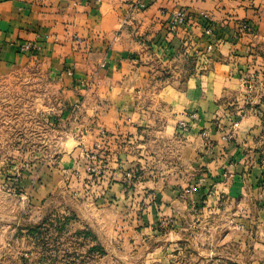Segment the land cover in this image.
<instances>
[{"label": "crops", "instance_id": "obj_1", "mask_svg": "<svg viewBox=\"0 0 264 264\" xmlns=\"http://www.w3.org/2000/svg\"><path fill=\"white\" fill-rule=\"evenodd\" d=\"M137 4L0 0V71L37 65L55 86L51 143L61 167L49 171L48 189L72 185L81 164L100 170L69 223L93 231L108 264L169 262L222 214L224 232L213 230L198 253L215 264L220 247H235L223 250L226 261L264 264V104L243 83L264 73V0ZM180 7L207 13L212 32L193 23L168 33ZM23 42L37 47L21 51ZM128 173L137 174L131 183ZM81 175L85 191V167Z\"/></svg>", "mask_w": 264, "mask_h": 264}, {"label": "rangeland", "instance_id": "obj_2", "mask_svg": "<svg viewBox=\"0 0 264 264\" xmlns=\"http://www.w3.org/2000/svg\"><path fill=\"white\" fill-rule=\"evenodd\" d=\"M39 71L37 65L0 71V264H108L98 259L105 250L94 243L93 231L69 223L80 217L75 206L100 180L91 175L94 165H79L72 185L68 182L66 188L48 189L49 171L61 167L56 158L60 144L51 143L55 128L49 109L55 104V86ZM250 78L254 103L264 104V73ZM258 114L263 116L264 110L258 109ZM83 167L90 175L83 178L85 191L79 185ZM136 175L125 181L133 182ZM206 197L201 198L202 205ZM38 202L41 210L34 208ZM38 216H42V224L32 221ZM218 221L211 229L203 222L196 230L200 237L186 243L183 254L156 264H210L198 250L211 246L208 235L213 230L224 232V214ZM220 248L215 264H236L226 261L223 251L236 248Z\"/></svg>", "mask_w": 264, "mask_h": 264}, {"label": "built area", "instance_id": "obj_3", "mask_svg": "<svg viewBox=\"0 0 264 264\" xmlns=\"http://www.w3.org/2000/svg\"><path fill=\"white\" fill-rule=\"evenodd\" d=\"M149 4V0H138V7L139 8H146ZM193 23H197L199 25L202 26L203 31L207 34L212 32V27H211V21L208 17V14L205 12L202 13H195L192 12L191 10L184 8V7H180V8H175L168 21L166 24V31L168 33H176L178 30L180 29H187L189 28L190 25H192ZM252 27V25L249 22H242L240 24V29L241 30H250ZM186 41V40H185ZM37 46L34 43L31 42H23L20 44V50L21 51H33L35 50ZM213 47V44H208L207 49L210 50ZM251 75L249 74H245L243 76V83L244 86L247 90V95H251L252 90H253V86H252V82H251ZM192 116V115H190ZM241 116V114H238L237 116H235L234 118H232L231 121V125L235 126L238 122L239 117ZM180 128L183 130H187L189 128V122L188 121H184L180 123ZM225 137V136H224ZM226 138V137H225ZM88 156H90L91 158H95L97 157L96 153H92V154H88ZM91 169V175L93 177H99L100 176V170L96 169V167H92ZM99 174V175H98ZM132 174L128 173L127 175L124 176L125 180L127 179H131Z\"/></svg>", "mask_w": 264, "mask_h": 264}, {"label": "trees", "instance_id": "obj_4", "mask_svg": "<svg viewBox=\"0 0 264 264\" xmlns=\"http://www.w3.org/2000/svg\"><path fill=\"white\" fill-rule=\"evenodd\" d=\"M134 180V179H133ZM205 195V194H204Z\"/></svg>", "mask_w": 264, "mask_h": 264}]
</instances>
